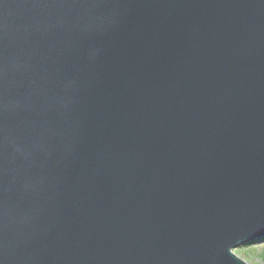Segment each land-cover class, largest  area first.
I'll list each match as a JSON object with an SVG mask.
<instances>
[{
  "label": "water",
  "instance_id": "water-1",
  "mask_svg": "<svg viewBox=\"0 0 264 264\" xmlns=\"http://www.w3.org/2000/svg\"><path fill=\"white\" fill-rule=\"evenodd\" d=\"M264 235V0H0V264H247Z\"/></svg>",
  "mask_w": 264,
  "mask_h": 264
},
{
  "label": "rangeland",
  "instance_id": "rangeland-1",
  "mask_svg": "<svg viewBox=\"0 0 264 264\" xmlns=\"http://www.w3.org/2000/svg\"><path fill=\"white\" fill-rule=\"evenodd\" d=\"M234 252L247 264H264V238H258L250 245L239 246Z\"/></svg>",
  "mask_w": 264,
  "mask_h": 264
},
{
  "label": "trees",
  "instance_id": "trees-1",
  "mask_svg": "<svg viewBox=\"0 0 264 264\" xmlns=\"http://www.w3.org/2000/svg\"><path fill=\"white\" fill-rule=\"evenodd\" d=\"M258 238H264V235L256 237L255 239H253L252 241H250L249 243H247V244H245V245H250V244H252V242H253L254 240H257Z\"/></svg>",
  "mask_w": 264,
  "mask_h": 264
}]
</instances>
